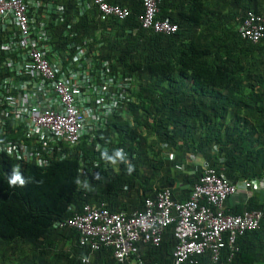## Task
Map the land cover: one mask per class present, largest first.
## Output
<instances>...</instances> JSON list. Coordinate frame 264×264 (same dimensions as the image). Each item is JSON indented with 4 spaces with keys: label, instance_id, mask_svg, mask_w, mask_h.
I'll return each instance as SVG.
<instances>
[{
    "label": "trees",
    "instance_id": "obj_1",
    "mask_svg": "<svg viewBox=\"0 0 264 264\" xmlns=\"http://www.w3.org/2000/svg\"><path fill=\"white\" fill-rule=\"evenodd\" d=\"M40 1L62 7L61 16L47 19L38 10L53 52L70 55L77 47H97L112 73L132 79L131 102L124 104L122 117H108L94 138L83 136L64 148L61 161L38 167L0 155V264H119L111 248L81 246L78 231L59 224L85 205L103 204L110 213L129 217L163 189L174 202H184L206 169L233 184L264 180V36L252 43L238 33L246 13L264 11V0H226V17L212 20L217 30L201 41L193 39L188 60L175 45L194 35H186L185 28L200 20L195 10L201 0H159L156 19L177 26L170 35L141 27L142 0H105L129 11L124 20H102L92 0ZM236 18L238 26L232 25ZM144 38L142 45L137 42ZM160 44L166 48L156 49ZM173 50L174 63L163 57ZM6 131L10 135L1 140L18 138L11 125ZM97 144L109 154L123 149L132 173L125 162L103 160ZM13 167L24 177L23 186L9 187ZM85 181L88 189L82 187ZM249 193L245 199L228 198L223 210L234 216L260 211L259 229L236 237L233 248L225 245L216 262L205 251L181 264H264V191ZM174 230V223L164 228L157 247L137 244L142 264H175Z\"/></svg>",
    "mask_w": 264,
    "mask_h": 264
},
{
    "label": "built area",
    "instance_id": "obj_2",
    "mask_svg": "<svg viewBox=\"0 0 264 264\" xmlns=\"http://www.w3.org/2000/svg\"><path fill=\"white\" fill-rule=\"evenodd\" d=\"M92 3L102 20L129 16L127 9L110 6L105 0ZM158 3L142 0L141 27L157 34H173L176 25L156 19ZM39 9L44 19L50 14L61 16L62 12L61 6L51 2L0 0V155L42 167L51 160L61 161L63 149L77 145L83 136L94 138L108 117H119L124 104L131 102L132 79L112 73L105 61L97 62L91 46L77 47L70 55L53 52ZM238 33L242 39L259 42L264 36V13H246ZM10 125L12 136L18 138L1 140L10 135L6 131ZM99 149L102 147L97 144ZM263 187L264 180L233 184L206 169L184 202L172 201L170 192L164 190L154 199H146L144 208L129 217L110 213L103 204L85 205L82 213L59 227L74 228L80 245H89L92 250L111 248L121 264H142L137 259L129 261L137 254L136 244L157 247L164 228L174 223L175 264L205 251L216 262L225 245L233 248L236 237L259 229L263 216L260 211L226 215L224 202L240 191L246 192L247 198L249 192Z\"/></svg>",
    "mask_w": 264,
    "mask_h": 264
},
{
    "label": "crops",
    "instance_id": "obj_3",
    "mask_svg": "<svg viewBox=\"0 0 264 264\" xmlns=\"http://www.w3.org/2000/svg\"><path fill=\"white\" fill-rule=\"evenodd\" d=\"M106 1H108L111 4L115 0H106ZM116 1H119L122 4H125V3L128 4L131 2L133 3L136 0H116ZM165 1L168 4V3H170V1L171 2H179L180 0H165ZM201 2L203 4V6L201 5L198 7V9L195 10L196 12H200V13H198L200 20L194 25H193V22L189 23L188 25H190V26H186V28H185V31H186L185 34L186 35L189 36V33H192L194 35L190 38L188 37V39H185V40L179 39L178 43H176V45H175V49L180 51L183 54L184 58L187 57V60L190 57L189 50L192 49L191 45H193V39L197 37L199 39V41H201V38L206 36L205 34L211 33V32H214L215 30H217L215 23H212L211 21L214 19H220L221 20L222 18H225L227 13H228V4H227L226 0H201ZM194 13L195 12H191L190 16L195 18L196 16ZM261 13H264V11ZM239 24H240V19L238 20L237 18L235 20H233V22H232V25H234V26H238ZM112 34L113 33L108 34V36L112 35ZM137 42L142 45L143 42H147V38L140 39ZM162 44H160V46H157L155 48L156 49L157 48H166V47H163ZM174 51L175 50L172 51V55L170 53H168L169 55H167V54L164 55L163 56L164 59L172 60V62L174 61L173 59L176 60V57L174 55ZM185 55H186V57H185ZM124 118H127V116L124 115ZM193 160L196 163L198 162V164H202V160H200V159L194 158ZM262 190L264 191V187ZM257 192H260V191H257ZM245 194H246V192L240 191L234 196V198L237 200L240 199L241 197L245 198Z\"/></svg>",
    "mask_w": 264,
    "mask_h": 264
},
{
    "label": "clouds",
    "instance_id": "obj_4",
    "mask_svg": "<svg viewBox=\"0 0 264 264\" xmlns=\"http://www.w3.org/2000/svg\"><path fill=\"white\" fill-rule=\"evenodd\" d=\"M130 14V13H129ZM127 18V17H126ZM124 20V19H123ZM175 25V24H174ZM149 31V30H148ZM177 31V30H176ZM151 32V31H150ZM153 33V32H152ZM175 33V32H174ZM157 34V33H156ZM163 35H166V34H163ZM168 35H170V34H168ZM95 50H96V59H98V61L97 62H102V61H105V60H100L99 59V56H98V51H97V47H95L94 48ZM105 62H107V61H105ZM108 63V66H109V62H107ZM109 69H110V67H109ZM111 71V70H110ZM125 76V75H124ZM126 77H128V76H126ZM129 97H130V93H129ZM121 115L119 116V117H122V115H123V113H122V110H121ZM103 130H105V128L103 129ZM100 146L103 148V151H102V149H99L98 151H100L101 153H100V155H101V158L103 159V160H105V161H108V162H110L111 164H113V165H115L117 162H125L126 164H127V168H126V171H127V173L130 175L131 173H132V171H133V166L130 164V163H127V157H126V153L123 151V149H119V148H117V149H114L113 151H112V153L111 154H109L108 153V151L106 150V148H105V146L104 145H101L100 144ZM104 146V147H103ZM97 166V163H94V167H96ZM95 178H98V175H97V177H95ZM7 182H8V185H9V187H11V186H23L24 184H25V179H24V177L22 176V174L20 173V171L18 170V167H13V169H12V172H11V174L8 176V180H7ZM76 183H78V184H80L81 182L79 181V180H77L76 181ZM82 187H84L85 189H88L89 188V185H88V183H87V181H85L83 184H82ZM164 190H168V189H163V190H161V191H164ZM161 191H159V192H161ZM169 191V190H168ZM159 192H157V193H159ZM170 192V191H169ZM156 193V194H157ZM156 196V195H155ZM154 196V197H155ZM170 196H171V194H170ZM150 199V198H149ZM152 199H154V198H152ZM172 200V199H171ZM173 201V200H172ZM99 206V205H98ZM107 210V209H106ZM141 211V210H140ZM80 237V236H79ZM80 243V242H79ZM139 243H141V242H139ZM81 246H83V245H81ZM136 247H137V244H136ZM137 252H138V250H137ZM114 257V256H113ZM138 255L136 256H133V257H131V258H129V261H134L135 259H137V261H140L141 262V260L140 259H138ZM119 263V262H118ZM142 263V262H141ZM119 264H121V263H119Z\"/></svg>",
    "mask_w": 264,
    "mask_h": 264
}]
</instances>
